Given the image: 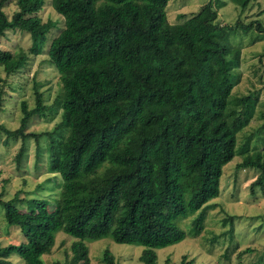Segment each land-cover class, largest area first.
Instances as JSON below:
<instances>
[{
    "label": "trees",
    "instance_id": "trees-1",
    "mask_svg": "<svg viewBox=\"0 0 264 264\" xmlns=\"http://www.w3.org/2000/svg\"><path fill=\"white\" fill-rule=\"evenodd\" d=\"M170 0H51L64 28L48 43L54 25L37 17L43 0H0V38L7 30L27 32L28 51L0 50V68L10 76L47 48L62 87L61 117L41 135L25 133L46 107L34 87V107L21 104L16 130L0 124L9 138H46L47 170L62 181L54 209L44 199L0 200L8 226L23 236L19 244L0 245V264H45L42 257L58 232L71 237L64 263L90 264L86 242L109 238L143 248L138 260L156 264V250L180 243L186 232L178 222L196 214L188 234L204 228L206 212L220 193L223 167L239 154L237 136L255 117L259 100L235 96L239 64L231 45L203 48L186 23L169 24ZM243 12L259 0H232ZM216 20L211 0L205 5ZM210 25L211 21H204ZM213 30L242 34L252 28L264 36V23H236ZM228 37L226 36L225 40ZM2 87H0V112ZM241 147L237 170L254 169L250 184L264 189V152ZM24 149L17 154V163ZM213 207V206H212ZM246 249L245 252H249ZM104 264H119L109 250ZM180 264H193L187 257ZM219 264V263H217Z\"/></svg>",
    "mask_w": 264,
    "mask_h": 264
},
{
    "label": "rangeland",
    "instance_id": "rangeland-1",
    "mask_svg": "<svg viewBox=\"0 0 264 264\" xmlns=\"http://www.w3.org/2000/svg\"><path fill=\"white\" fill-rule=\"evenodd\" d=\"M41 10L36 14L42 23L50 22L48 43L64 28L63 19L53 10L51 0H43ZM210 0H170L165 12L169 24L186 23L203 48L217 49L215 43L228 42L233 56L239 64L235 74L239 80L233 89L235 96H253L259 100L255 117L237 136V152L240 154L247 138L250 149L264 152V36L252 30L247 34L239 30H213V25L233 26L236 23L248 25L259 21L264 23V0L252 2L246 10L240 11L232 0H211L217 18L205 8ZM12 4L5 8L8 16L15 9ZM204 21H211L205 25ZM226 36L228 37L226 40ZM31 38L27 32L7 30L0 38V50L17 54L28 51ZM47 48L43 54L30 57L23 69L5 76L0 68V87H2V105L0 124L8 130H16L22 117L21 104L25 102L29 109L34 107V87L43 95L46 110L30 121L25 133L41 135L51 131L61 117L62 87L59 76L48 62ZM23 147L24 154L17 163V154ZM46 138L38 141L28 137L7 138L0 135V200L8 201L18 194L20 200L16 206L25 210L21 200L44 199L49 202V210L54 209L62 181L56 174L47 170ZM237 154L223 167L219 196L209 202L212 206L206 212L203 231L193 238L188 234L191 221L196 214L180 220L178 225L186 232V238L178 244L156 250V264H180L183 256L193 264H264V189L250 184L258 173L254 169L237 170L242 156ZM23 236L15 226H8L0 206V245L22 243ZM73 239L63 232L55 236V244L42 259L45 264L64 263L71 256ZM90 264H104L102 254L109 250L119 264H142L138 257L143 248L137 245L116 244L105 238L86 242ZM249 249V252H245ZM10 260L14 264H25L16 255Z\"/></svg>",
    "mask_w": 264,
    "mask_h": 264
}]
</instances>
